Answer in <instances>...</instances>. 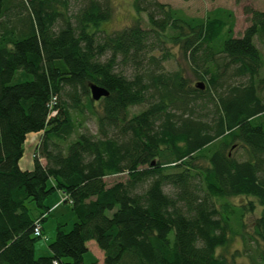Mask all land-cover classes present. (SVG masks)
<instances>
[{"label":"trees","instance_id":"obj_1","mask_svg":"<svg viewBox=\"0 0 264 264\" xmlns=\"http://www.w3.org/2000/svg\"><path fill=\"white\" fill-rule=\"evenodd\" d=\"M71 1L0 0V264H83L90 241L103 264H238L240 256L264 264V79L255 81L264 11L247 8L249 24L234 37L231 11L191 18L157 0H132L147 26L135 19L107 34L109 0H83L75 12ZM168 44L203 68L195 70L203 90L161 69L158 61L172 57ZM156 50V70L131 78L117 70L138 68ZM90 86L107 96L93 101ZM31 133L40 134L33 168L21 170ZM235 143L245 160L233 156ZM123 173L124 182L106 185ZM56 192L76 222L68 232L57 225L50 255L35 259L34 225L42 232L45 201ZM238 197L255 203L230 202ZM256 206L249 233L244 218ZM237 238L242 251L227 257Z\"/></svg>","mask_w":264,"mask_h":264},{"label":"rangeland","instance_id":"obj_2","mask_svg":"<svg viewBox=\"0 0 264 264\" xmlns=\"http://www.w3.org/2000/svg\"><path fill=\"white\" fill-rule=\"evenodd\" d=\"M160 4L166 5L174 10H178L181 13H183L187 17L191 18H204L206 17L207 13L210 11H213L217 8L225 9L228 11H231L234 15L235 22H234V28H233V36L239 37L241 36L244 29L248 26V15L245 13V10L247 8L264 11V0H157ZM111 5V17L110 20L106 23H103L101 26V30L107 34L115 33L118 31H122L127 27H130L133 25L135 19H139L141 22V25L143 27H146V15L142 13L141 15H137L134 12L133 6H132V0H109ZM83 3V0H72L70 5V11L75 12L78 7L81 6ZM103 35V34H101ZM256 45L260 50L261 58H262V67L260 69L259 75L255 81H258L260 79H264V49L262 46L256 41ZM166 47V48H165ZM165 49H167L172 57L166 61H158L160 62V67L164 72H175L178 71L181 73V75L185 78V81L188 86L194 87V84L197 82H203L205 83V80H200L197 77V72L201 73L203 71V68L201 69H195L192 64L186 59L182 54L180 53V50L178 47L171 46V45H165ZM163 55L162 51H154L150 55L144 56L143 60H141V64L138 68L134 66V64H129L128 66L122 67V65L117 66V70H121L126 77L131 78L134 73L137 72V69H139L141 72L146 71H153L156 70V61L161 58ZM154 57V61H150L149 57ZM108 57V56H107ZM105 57V58H107ZM104 58V59H105ZM57 66L61 65L60 62L56 63ZM231 74V69H229L226 72L225 75V84H230L232 79L229 77ZM17 77V76H16ZM207 79V78H206ZM258 94L261 96L262 99H264V89H260ZM144 109V106H138L133 107L130 109V114L137 113ZM94 110L100 112L101 108L99 104H95ZM86 129L88 132H90L92 135H95L97 133V125H96V118L94 116H88L85 124ZM40 135L37 136H29L27 138V141L24 143V152L23 157L21 160L22 167L27 166L29 169L32 170L33 168V153L35 149L34 142L38 140ZM233 156L238 161H243L246 158V154L244 152V149L242 148L241 144L235 143L234 148L232 149ZM41 163L44 165L45 161L41 160ZM143 168V167H142ZM127 179L126 173L119 174V175H113L106 177L104 179L107 186H111L116 182H124ZM52 185V181L48 182V187ZM163 192L171 197H175L177 193V189L171 187V186H165L163 187ZM57 195V197L55 196ZM59 197V194H54L50 196L46 201L45 205L48 207H52V205L57 202V198ZM60 198V197H59ZM255 203V200L252 198H244V197H238V198H232L230 199V202L235 205H243L248 202ZM60 206L57 209L52 208L49 213L46 220L42 223V236L40 239L36 240L34 246H35V254L34 258L37 259L40 255L44 256L43 254H50L49 251V244L53 241L55 229L58 224L63 225V231L68 232L73 223L76 222V218L71 211V208L69 205H65L62 202H60ZM27 207L29 208L32 215L35 213V206L33 203H28ZM260 214V208L256 206L254 213L247 214L244 218L245 224H246V231L251 232L252 225L254 220L259 216ZM243 249L241 241L237 238L231 242L229 245L226 256L229 257L231 254H233L236 251L241 252ZM83 264H91V263H97L98 257L92 252H86L83 258ZM236 262L238 264H247L248 260L245 256H240L236 258ZM101 264V263H99Z\"/></svg>","mask_w":264,"mask_h":264},{"label":"crops","instance_id":"obj_3","mask_svg":"<svg viewBox=\"0 0 264 264\" xmlns=\"http://www.w3.org/2000/svg\"><path fill=\"white\" fill-rule=\"evenodd\" d=\"M31 135H33L34 137L35 136H37V135H40L39 133H31V134H28L27 136H26V140H25V142L27 141V138L29 137V136H31ZM37 142H38V140H36V142H34V145L36 146V144H37ZM23 157V156H22ZM21 160H22V158L20 159V162H19V167H20V169L21 170H27V169H29L27 166H25V167H22V165H21ZM54 194H59V197L57 198V202H55V204L54 205H52V207H48V209H49V211L52 209V208H54V209H57L61 204H60V202H62L63 204H64V199H65V195L64 194H62L61 192H56V193H54ZM53 194V195H54ZM56 197H57V195H55ZM47 217H48V215H47ZM58 225H60V224H58ZM89 251H92L97 257H98V262L96 263V264H99V263H101V264H103V253L96 247V245H95V243L94 242H92V241H90V242H88L87 243V252H89ZM34 254H35V246H34ZM44 256H49L48 254H43ZM85 255V254H84ZM39 257H41V255L39 256ZM38 257V258H39ZM83 258H84V256H83ZM84 260V259H83ZM92 264V263H91Z\"/></svg>","mask_w":264,"mask_h":264},{"label":"water","instance_id":"obj_4","mask_svg":"<svg viewBox=\"0 0 264 264\" xmlns=\"http://www.w3.org/2000/svg\"><path fill=\"white\" fill-rule=\"evenodd\" d=\"M195 89H204V84L201 82H197L195 84ZM90 95L93 101H99L101 98L107 96V92L101 88H98L96 86H90Z\"/></svg>","mask_w":264,"mask_h":264},{"label":"built area","instance_id":"obj_5","mask_svg":"<svg viewBox=\"0 0 264 264\" xmlns=\"http://www.w3.org/2000/svg\"><path fill=\"white\" fill-rule=\"evenodd\" d=\"M40 234H41V227H40V225H39V222L36 221V222H35V225H34V229H33V235H34L35 237H39ZM53 264H55V263H53Z\"/></svg>","mask_w":264,"mask_h":264}]
</instances>
